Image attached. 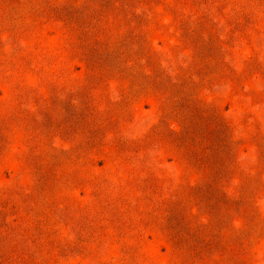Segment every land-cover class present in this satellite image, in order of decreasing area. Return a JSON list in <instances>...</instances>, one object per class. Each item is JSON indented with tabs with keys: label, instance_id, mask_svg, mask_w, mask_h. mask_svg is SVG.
Listing matches in <instances>:
<instances>
[{
	"label": "rangeland",
	"instance_id": "obj_1",
	"mask_svg": "<svg viewBox=\"0 0 264 264\" xmlns=\"http://www.w3.org/2000/svg\"><path fill=\"white\" fill-rule=\"evenodd\" d=\"M0 264H264V0H0Z\"/></svg>",
	"mask_w": 264,
	"mask_h": 264
}]
</instances>
